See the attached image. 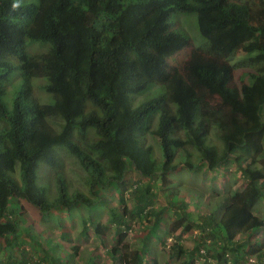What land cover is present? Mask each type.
Segmentation results:
<instances>
[{
    "label": "trees",
    "instance_id": "trees-1",
    "mask_svg": "<svg viewBox=\"0 0 264 264\" xmlns=\"http://www.w3.org/2000/svg\"><path fill=\"white\" fill-rule=\"evenodd\" d=\"M178 14L196 15L205 47L174 27ZM32 43L48 49L31 54ZM185 50L183 62H171ZM235 55L245 56V80H237L228 61ZM15 76L19 84L9 102ZM39 78L51 96L48 103L34 95ZM155 86V98L135 101ZM148 134L159 145V160L146 144ZM61 152L78 159L90 187L104 190L124 184L131 169L169 188V175L179 165L217 175L234 161L247 185L229 191L226 209L216 206L208 224L198 223L201 233L210 230L215 247L222 246L213 251V264H228L239 234L264 229L255 214L264 197V174L255 167L264 154V0H0V251L12 256L22 244L16 200H27L44 215L94 204L82 192L70 196L60 172L58 197L48 198L42 172L59 169ZM190 196L195 206L204 205L188 192L178 202L186 217L192 202L184 198ZM136 210L148 213L144 206ZM116 213L122 223L123 214ZM183 225L178 220L172 232ZM209 243H202L207 251ZM255 246L251 253L257 254ZM21 251L22 258L9 264H33ZM141 255L136 251L125 263L143 264Z\"/></svg>",
    "mask_w": 264,
    "mask_h": 264
},
{
    "label": "rangeland",
    "instance_id": "rangeland-1",
    "mask_svg": "<svg viewBox=\"0 0 264 264\" xmlns=\"http://www.w3.org/2000/svg\"><path fill=\"white\" fill-rule=\"evenodd\" d=\"M172 20L174 27L187 33L196 47L206 46L204 45L206 40L198 31L195 14L192 16L178 14ZM47 49L46 45L32 43L28 50L31 54L38 55ZM188 54V50L182 51L172 58L171 62L179 64ZM244 57L235 55L228 58L236 68L238 81L247 79L246 72L249 69L243 64ZM18 84L19 77L15 76L7 88L8 101ZM44 84V79L39 78L35 81L34 95L41 103H48L51 96L43 89ZM159 92V88L155 86L150 91L148 89L138 94L135 101L146 102L155 98L153 96H157ZM54 122L58 124L61 121ZM211 138L216 145L223 147L214 132ZM145 140L147 145L154 147L155 156L159 160L162 153L156 140L150 134ZM193 153L198 156L196 151L193 150ZM60 156L62 163L59 169H46L42 172L41 184L45 185L50 201L58 197L57 172H60L67 182L70 196L79 191L92 199L94 204L80 205L72 210L59 207L44 215L27 200L22 198L16 200L15 206L23 216L17 217L20 227H23L19 237L22 244L15 247L12 256L6 249L0 251V264H9L8 260L12 258H22L24 254L21 250L27 253V256L25 255L27 258L33 259V264H126V257L132 256L136 251L142 252L143 264H213L215 262L213 251L215 249L222 251V246L215 247L210 230L201 233L198 223L200 221L209 223L206 216L213 212L214 203L220 196H226L229 191H242L248 183L240 167L231 161L229 168L223 169L217 175L207 174L205 171H192L179 165L169 175L172 183L169 188L164 187L159 178L150 180L131 169L124 184L112 185L106 190L101 186L93 189L88 183L89 175L83 171L78 159L65 152H61ZM255 167L264 174V154L258 158ZM15 177L20 181L19 171ZM189 189L201 193L208 201V205L197 207L191 200L192 196L184 198L186 202H192L188 210L190 216L186 217L184 212L178 210V202ZM175 198L177 202L174 204ZM138 205L144 206L148 213L140 215L136 210ZM117 211L124 216L122 223L117 221ZM255 214L264 220V197L255 207ZM178 220L184 222V225L176 232H172ZM188 224H191L190 230L185 229ZM260 235V231L238 235L236 240L239 244H234L232 250L227 252L235 264H246L250 257L258 256L259 252L251 253V249ZM120 236H124L121 243ZM220 237L217 234V238ZM170 238H173V242L168 248ZM208 241L211 251H207L202 244ZM200 249L207 251L204 257ZM79 251L84 253L79 255ZM48 252L52 254L48 256ZM57 258H60V263L55 261ZM202 258H206L207 261Z\"/></svg>",
    "mask_w": 264,
    "mask_h": 264
},
{
    "label": "crops",
    "instance_id": "crops-1",
    "mask_svg": "<svg viewBox=\"0 0 264 264\" xmlns=\"http://www.w3.org/2000/svg\"><path fill=\"white\" fill-rule=\"evenodd\" d=\"M222 171H223V169L221 171H219V172L217 171L216 173H221ZM188 192H191V193L197 195L198 196V199H199V200L196 199L197 201L200 202V200H202V202H203L204 205H208V201L205 200L204 196L201 193L196 192V191H193V190H190V189H189ZM194 202H195V199H194ZM214 204H215V208L217 206V207H219L221 209L224 208V210H225L226 207H227V205L229 204V202H228V196L227 195L226 196H223V195L220 196V198L218 200H216V202ZM214 204H213V206H214ZM260 232H261V235L258 236L259 238L257 239L256 242H254V245H256L255 247L259 251V254H257L259 257L258 256L257 257L258 258H264V230L262 229ZM83 253H84L83 251L82 252L79 251V255H81ZM48 256H49V253H48ZM261 264H264V263H261Z\"/></svg>",
    "mask_w": 264,
    "mask_h": 264
},
{
    "label": "built area",
    "instance_id": "built-area-1",
    "mask_svg": "<svg viewBox=\"0 0 264 264\" xmlns=\"http://www.w3.org/2000/svg\"><path fill=\"white\" fill-rule=\"evenodd\" d=\"M173 242V238H170L168 239V243H167V247L170 248L171 247V243ZM201 253L204 254L205 251L204 250H201ZM203 260H205L204 258H202ZM227 260H228V264H235L233 261H232V257L230 254H227ZM246 264H259V258L258 257H250L248 259V262Z\"/></svg>",
    "mask_w": 264,
    "mask_h": 264
},
{
    "label": "clouds",
    "instance_id": "clouds-1",
    "mask_svg": "<svg viewBox=\"0 0 264 264\" xmlns=\"http://www.w3.org/2000/svg\"><path fill=\"white\" fill-rule=\"evenodd\" d=\"M19 4L18 3H14L13 5H12V7H13V9H16V8H19Z\"/></svg>",
    "mask_w": 264,
    "mask_h": 264
}]
</instances>
